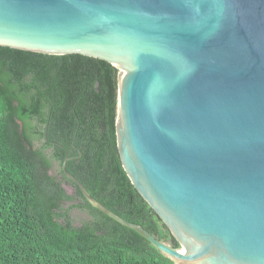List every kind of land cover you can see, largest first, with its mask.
<instances>
[{
	"label": "water",
	"instance_id": "1",
	"mask_svg": "<svg viewBox=\"0 0 264 264\" xmlns=\"http://www.w3.org/2000/svg\"><path fill=\"white\" fill-rule=\"evenodd\" d=\"M0 45L117 69L116 146L175 264H264V0H0ZM99 83L94 88L99 91Z\"/></svg>",
	"mask_w": 264,
	"mask_h": 264
},
{
	"label": "trees",
	"instance_id": "2",
	"mask_svg": "<svg viewBox=\"0 0 264 264\" xmlns=\"http://www.w3.org/2000/svg\"><path fill=\"white\" fill-rule=\"evenodd\" d=\"M116 105L108 61L0 45V264H175L92 207L61 170L68 156L66 169L92 197L179 246L122 168ZM71 209L87 219L74 225Z\"/></svg>",
	"mask_w": 264,
	"mask_h": 264
},
{
	"label": "rangeland",
	"instance_id": "3",
	"mask_svg": "<svg viewBox=\"0 0 264 264\" xmlns=\"http://www.w3.org/2000/svg\"><path fill=\"white\" fill-rule=\"evenodd\" d=\"M52 172L54 171H51V173ZM64 187L67 192H71V189L69 186L64 185ZM69 213H70V218L72 219L74 225H80L88 217L86 212L78 210V209H71Z\"/></svg>",
	"mask_w": 264,
	"mask_h": 264
},
{
	"label": "flooded vegetation",
	"instance_id": "4",
	"mask_svg": "<svg viewBox=\"0 0 264 264\" xmlns=\"http://www.w3.org/2000/svg\"><path fill=\"white\" fill-rule=\"evenodd\" d=\"M34 143H35V144H38L36 141H34ZM53 166L57 168V167H58V163L54 162V163H53ZM70 189H72V188H70Z\"/></svg>",
	"mask_w": 264,
	"mask_h": 264
}]
</instances>
